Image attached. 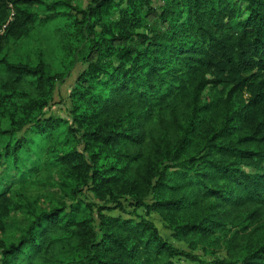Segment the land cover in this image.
Wrapping results in <instances>:
<instances>
[{
  "label": "trees",
  "instance_id": "16d2710c",
  "mask_svg": "<svg viewBox=\"0 0 264 264\" xmlns=\"http://www.w3.org/2000/svg\"><path fill=\"white\" fill-rule=\"evenodd\" d=\"M53 1L0 0V28L15 9L0 42L59 18L82 64L57 115L71 70L0 57V166L16 173L0 179V232L13 186L43 171H59L69 203L0 238V264H264V242L240 257L195 254L149 218L195 249L264 208V0Z\"/></svg>",
  "mask_w": 264,
  "mask_h": 264
},
{
  "label": "rangeland",
  "instance_id": "374dc122",
  "mask_svg": "<svg viewBox=\"0 0 264 264\" xmlns=\"http://www.w3.org/2000/svg\"><path fill=\"white\" fill-rule=\"evenodd\" d=\"M52 4L53 0H46ZM71 3L77 8L86 9L90 0H63ZM30 11L38 16V20H43L46 16L45 8L41 5H28ZM10 15L15 14V9L9 6ZM61 12H67L66 5L59 7ZM4 25V24H3ZM2 28V27H1ZM0 28V29H1ZM7 29V28H6ZM68 25L62 19H54L45 25H36L30 30L29 35L19 40L4 38L0 42V57L18 63H29L36 65L43 62L52 74L62 75L67 70H71V75L64 81L58 83V91L54 103L49 112L57 115L66 113L69 107L68 94L71 90L73 80L77 72L82 68V64L73 61L75 57V46L72 39L66 34ZM6 33L0 31L3 36ZM72 64L74 66H72ZM209 92L206 91L205 95ZM16 178V173L9 172L5 166H0V179L4 183ZM67 187L56 170H46L32 177L23 184L13 186L12 194L15 198L16 209L7 219L6 231L0 232V238L7 242H13L23 235V232L30 221L40 212L49 211L55 207L69 203L68 193L64 190ZM127 210H132L127 206ZM257 213L251 215L252 212ZM112 213H119L114 210ZM139 214L146 216L143 209H139ZM126 215V213H123ZM149 218L154 221L163 237L169 240L175 247L195 254H205L221 258L240 257L246 252H252L264 242V208L247 209L234 216L233 223L216 234V236L200 242L195 249L185 241H179L172 236L171 230L164 220L157 214L152 213ZM0 249V261H1ZM185 264H190L185 262Z\"/></svg>",
  "mask_w": 264,
  "mask_h": 264
},
{
  "label": "built area",
  "instance_id": "2783aa9c",
  "mask_svg": "<svg viewBox=\"0 0 264 264\" xmlns=\"http://www.w3.org/2000/svg\"><path fill=\"white\" fill-rule=\"evenodd\" d=\"M10 7H12V5H10ZM14 14H11L9 20L2 26V28L0 29L1 32H4L8 26V24L10 23V21L13 20Z\"/></svg>",
  "mask_w": 264,
  "mask_h": 264
}]
</instances>
